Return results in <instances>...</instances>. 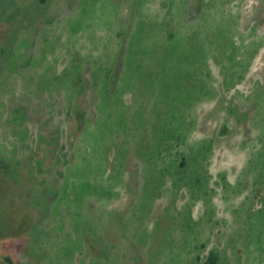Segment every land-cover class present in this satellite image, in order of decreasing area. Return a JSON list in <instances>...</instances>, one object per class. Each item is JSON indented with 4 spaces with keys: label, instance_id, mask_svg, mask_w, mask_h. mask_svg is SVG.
Returning a JSON list of instances; mask_svg holds the SVG:
<instances>
[{
    "label": "rangeland",
    "instance_id": "1",
    "mask_svg": "<svg viewBox=\"0 0 264 264\" xmlns=\"http://www.w3.org/2000/svg\"><path fill=\"white\" fill-rule=\"evenodd\" d=\"M264 264V0H0V264Z\"/></svg>",
    "mask_w": 264,
    "mask_h": 264
},
{
    "label": "trees",
    "instance_id": "2",
    "mask_svg": "<svg viewBox=\"0 0 264 264\" xmlns=\"http://www.w3.org/2000/svg\"><path fill=\"white\" fill-rule=\"evenodd\" d=\"M217 256L214 253H210L207 259L201 264H216Z\"/></svg>",
    "mask_w": 264,
    "mask_h": 264
},
{
    "label": "flooded vegetation",
    "instance_id": "3",
    "mask_svg": "<svg viewBox=\"0 0 264 264\" xmlns=\"http://www.w3.org/2000/svg\"><path fill=\"white\" fill-rule=\"evenodd\" d=\"M6 261H7L9 264H15L10 258H6Z\"/></svg>",
    "mask_w": 264,
    "mask_h": 264
}]
</instances>
